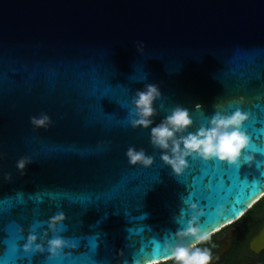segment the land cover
Instances as JSON below:
<instances>
[{
  "label": "water",
  "instance_id": "95a60500",
  "mask_svg": "<svg viewBox=\"0 0 264 264\" xmlns=\"http://www.w3.org/2000/svg\"><path fill=\"white\" fill-rule=\"evenodd\" d=\"M145 83L161 92L153 124L181 105L194 131L216 102L259 118L264 0H0V256L14 243L21 247L31 229L39 239L48 218L62 211L60 235L72 247L46 264H73L64 259L71 255L86 264L93 237L100 264L164 263L170 259L163 248L176 242L178 222L189 215L185 202L204 212L201 229L210 236L264 196V136H249L251 116L242 130L257 151L236 169L246 183L217 182L235 168L189 159L181 176H196L193 187L191 176L178 181L161 163L148 130L128 124L130 98ZM42 112L52 123L34 129L29 117ZM130 145L153 156L152 166H130ZM21 156L32 161L23 175L15 168ZM235 234L221 240L218 258ZM247 248L264 250V223ZM26 255L35 262L48 254Z\"/></svg>",
  "mask_w": 264,
  "mask_h": 264
},
{
  "label": "clouds",
  "instance_id": "9594fccd",
  "mask_svg": "<svg viewBox=\"0 0 264 264\" xmlns=\"http://www.w3.org/2000/svg\"><path fill=\"white\" fill-rule=\"evenodd\" d=\"M137 52L143 51V42L136 41L134 44ZM161 97L159 86L155 83H145L136 90L130 98L128 124L131 128L148 130L149 143L152 148L160 153L161 163L170 169L173 176H181L188 167L189 159L200 161H217L229 167L238 169L241 164H251L253 155L257 149L250 142L249 136L243 129V125L249 119V113L236 108L226 111L220 102L213 104V113L207 118V124H200L194 131H189L193 120L189 110L181 105L172 107L167 114L153 124L152 117L156 114L154 104ZM235 103V101H233ZM195 108L201 106L196 104ZM29 123L34 129L47 128L52 121L46 113L30 116ZM252 150L245 154V150ZM124 156L130 166L148 168L153 164V156L146 155L145 151L129 146ZM0 159L3 154L0 153ZM32 161L27 156H21L15 163L16 170L23 175L24 170ZM3 179L8 181L11 174L5 172ZM186 203L187 218L181 217L178 223L183 222L174 234L175 243L163 248L164 254L173 264H209L210 253L207 249L196 247V243L208 239L201 229L200 218L204 212L196 203ZM216 215L224 214L223 206H217ZM65 220L62 211L55 212L46 222L47 228L39 239L34 229H31L21 246L25 253H44L47 251L48 259H56L65 248L72 247L67 239L60 235L61 225ZM41 224L45 222H39ZM51 234V238H49ZM182 238H189L192 243L179 242Z\"/></svg>",
  "mask_w": 264,
  "mask_h": 264
},
{
  "label": "trees",
  "instance_id": "16d2710c",
  "mask_svg": "<svg viewBox=\"0 0 264 264\" xmlns=\"http://www.w3.org/2000/svg\"><path fill=\"white\" fill-rule=\"evenodd\" d=\"M264 223V196L254 203L234 224L239 229L232 239L229 249L220 257H217L221 246L220 235L230 226L208 236V239L200 241L196 247L207 249L210 253L209 264H264V250L255 255L247 248L248 240L256 234ZM171 260L159 264H172Z\"/></svg>",
  "mask_w": 264,
  "mask_h": 264
},
{
  "label": "snow or ice",
  "instance_id": "6c2138e0",
  "mask_svg": "<svg viewBox=\"0 0 264 264\" xmlns=\"http://www.w3.org/2000/svg\"><path fill=\"white\" fill-rule=\"evenodd\" d=\"M255 107L259 110V118H258V116L256 114L252 113L250 110L248 111L249 116L252 117V123L250 125V130L248 131V134H249V136L253 137L254 139L256 137H259V136H264V127H261L260 129H256L254 127V125H256L257 123L264 125V106L256 105ZM252 145L257 149L256 144L253 143ZM259 148H260L261 152L264 153V146L259 147ZM261 162L264 163V160H262ZM199 167L202 168L201 165ZM260 175L264 176V171H261ZM185 176H191V180L193 181V185L192 186L194 187L197 177L194 176V175H191L190 172L186 173ZM185 176L177 177L178 181H184ZM225 178H228L230 180L234 179L236 181H239L240 183H246V181H240V177H239V174L236 171V169H233V176L232 177H229V176H227L226 174H223V173L221 175L215 177L217 182H224ZM5 203L9 204V207H11V201L10 200H6ZM137 219L143 220V215L137 217ZM17 227H19V226H17ZM130 231L132 233H136L137 229H131ZM97 246L98 245L96 243V238L95 237L90 238L89 242H88V245H87V247H88V256H87L86 260H84V261H86V264H100V261L95 259V253H96ZM26 254H28V253H25L19 245L14 243L3 254V256H0V264H46L47 260H51V259H48L46 257L44 259L35 260V262H34V259H33L34 255L28 256ZM80 258L81 257H77V256H74V255H71L68 258L64 257L65 260L72 261L73 264H76V262ZM153 264H155V261H153Z\"/></svg>",
  "mask_w": 264,
  "mask_h": 264
},
{
  "label": "flooded vegetation",
  "instance_id": "af4514ba",
  "mask_svg": "<svg viewBox=\"0 0 264 264\" xmlns=\"http://www.w3.org/2000/svg\"><path fill=\"white\" fill-rule=\"evenodd\" d=\"M238 229H239V225H236L233 229H231V230H225L221 235H220V237H219V241L221 242V240H229V239H231V237H230V235H229V233H230V231H232V230H236V233H237V231H238ZM236 235V234H235ZM235 237V236H234ZM249 241V240H248Z\"/></svg>",
  "mask_w": 264,
  "mask_h": 264
},
{
  "label": "rangeland",
  "instance_id": "374dc122",
  "mask_svg": "<svg viewBox=\"0 0 264 264\" xmlns=\"http://www.w3.org/2000/svg\"><path fill=\"white\" fill-rule=\"evenodd\" d=\"M236 225L230 226L229 228H227V230H231L235 227ZM173 264V263H172Z\"/></svg>",
  "mask_w": 264,
  "mask_h": 264
}]
</instances>
